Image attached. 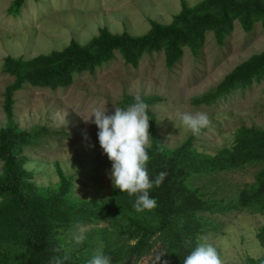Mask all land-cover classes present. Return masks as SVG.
Here are the masks:
<instances>
[{
    "label": "rangeland",
    "instance_id": "obj_1",
    "mask_svg": "<svg viewBox=\"0 0 264 264\" xmlns=\"http://www.w3.org/2000/svg\"><path fill=\"white\" fill-rule=\"evenodd\" d=\"M202 0H25L17 16L8 10L13 0H0V127L6 117L3 93L13 77L2 71L5 57L29 60L37 55L60 51L71 40L85 44L99 29L112 33L143 35L151 21L169 24L181 9V3L193 6ZM264 51V29L258 22L244 31L237 21L217 44L212 33L193 55L185 47L182 57L171 68L165 65L162 51L145 54L136 67L125 64L120 54L96 67L93 72L73 75V82L55 90L25 84L13 95L12 118L24 130L44 126L49 134L39 144L24 152L25 169L32 171L33 184L55 187L58 173L71 178L74 198L105 200L113 189L108 176L110 161L102 154L96 138L97 129L89 121L95 110L106 114L120 107L124 95L158 97L150 105L155 117L156 135L166 150H172L193 136L197 151L214 155L231 148L239 128H264V78L236 90L210 104L193 100L215 89L235 66ZM205 113L208 125L197 135L191 134L179 119L181 113ZM150 140L147 146H149ZM257 164L211 175L197 176L190 185L204 197L229 200L246 184H252L260 170ZM1 172V162H0ZM207 233L200 243L212 245L221 264H243L246 258L257 259L264 253L256 235L264 227V215L254 210H231L222 214H203ZM84 250L101 251L96 231L104 226L83 225ZM75 228L64 231L61 243L72 247ZM92 234V239H88ZM160 257V258H159ZM159 242L137 260L119 264H169Z\"/></svg>",
    "mask_w": 264,
    "mask_h": 264
},
{
    "label": "trees",
    "instance_id": "obj_2",
    "mask_svg": "<svg viewBox=\"0 0 264 264\" xmlns=\"http://www.w3.org/2000/svg\"><path fill=\"white\" fill-rule=\"evenodd\" d=\"M25 0H13L8 12L17 16ZM237 21L244 31L256 23L264 29V0H202L193 6L181 3L180 11L169 24L154 21L139 36L127 32L112 33L106 28L85 44L71 40L60 51L37 55L29 60L5 57L2 71L13 77L3 93L6 117L0 127V264H54L56 257H67L64 264H86L94 254L89 240L79 245L64 246L60 236L75 225L104 226L96 231L101 251L111 264L137 260L147 254L154 241L159 242L169 264H183L186 255L200 243L199 237L209 226L202 215L222 214L231 210H254L264 215V128L241 127L231 148L214 155L197 151L193 136L172 150H166L156 135L155 117L150 105L158 97H141L148 104L147 146L150 178L167 173L159 187L150 190L156 207L137 212L134 197L113 187L105 200H82L71 195V178L58 173L55 187L33 184V173L25 169L24 152L39 144L49 134L46 127L20 129L13 121V95L25 84L55 90L73 82V75L93 72L115 53L125 64L136 67L145 54L162 51L165 65L171 69L187 47L195 55L205 35L211 32L222 44ZM264 78V51L250 56L235 66L215 89L193 100L194 104H210L233 91L245 89ZM135 96L124 95L119 108L133 102ZM261 168L254 182L246 184L229 200L204 197L190 182L197 176L232 171L245 165ZM92 239V234H88ZM256 238L264 250V227ZM243 264H264V253L257 259L246 258Z\"/></svg>",
    "mask_w": 264,
    "mask_h": 264
},
{
    "label": "clouds",
    "instance_id": "obj_3",
    "mask_svg": "<svg viewBox=\"0 0 264 264\" xmlns=\"http://www.w3.org/2000/svg\"><path fill=\"white\" fill-rule=\"evenodd\" d=\"M148 104L139 96L125 108H115L114 113L107 115L105 108L91 112L88 119L95 125L96 138L102 154L110 161L108 176L112 186L120 193L134 197L133 208L137 212L151 210L156 207L155 197L150 196L153 187H159L167 173L159 172L154 178L149 177L147 163L149 155ZM179 119L191 134L197 135L209 121L205 113H181ZM86 229L83 225H75L72 241L79 245L85 240ZM160 258V257H159ZM67 257H56L54 264H64ZM86 264H111V258L102 251L95 252ZM183 264H221L217 250L210 244L198 243Z\"/></svg>",
    "mask_w": 264,
    "mask_h": 264
}]
</instances>
